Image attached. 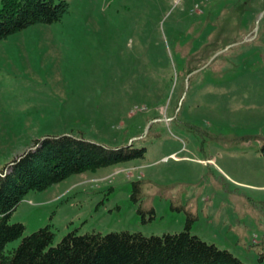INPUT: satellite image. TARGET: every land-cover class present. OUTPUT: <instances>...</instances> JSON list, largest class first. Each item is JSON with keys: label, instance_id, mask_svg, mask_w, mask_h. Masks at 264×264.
I'll use <instances>...</instances> for the list:
<instances>
[{"label": "rangeland", "instance_id": "374dc122", "mask_svg": "<svg viewBox=\"0 0 264 264\" xmlns=\"http://www.w3.org/2000/svg\"><path fill=\"white\" fill-rule=\"evenodd\" d=\"M65 1L0 38V170L45 135L145 149L28 190L7 221L48 224L54 244L190 217L191 233L264 264V0Z\"/></svg>", "mask_w": 264, "mask_h": 264}, {"label": "trees", "instance_id": "16d2710c", "mask_svg": "<svg viewBox=\"0 0 264 264\" xmlns=\"http://www.w3.org/2000/svg\"><path fill=\"white\" fill-rule=\"evenodd\" d=\"M66 9L65 0H0V38L33 23L52 22ZM144 149L132 142L106 145L69 133L35 138L0 170V264H251L191 233L190 217L182 229L159 235L126 229L71 230L54 244L48 224L23 235L22 222L7 221L28 190L43 189L71 173L142 156ZM260 152L264 153V142ZM16 237L19 242L6 249L5 243Z\"/></svg>", "mask_w": 264, "mask_h": 264}, {"label": "water", "instance_id": "95a60500", "mask_svg": "<svg viewBox=\"0 0 264 264\" xmlns=\"http://www.w3.org/2000/svg\"><path fill=\"white\" fill-rule=\"evenodd\" d=\"M264 12V7L260 10V12H259V14H258V16H257V19H256V21H255V24H254V27H256L257 26V20H258V18L262 15V13ZM229 45H231V44H228L226 47H228ZM220 50H218V51H216L203 65H205L217 52H219ZM202 65V66H203ZM193 71H195V70H192V71H190V72H188L186 75H185V81L187 80V77H188V75L190 74V73H192Z\"/></svg>", "mask_w": 264, "mask_h": 264}]
</instances>
